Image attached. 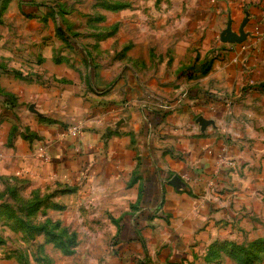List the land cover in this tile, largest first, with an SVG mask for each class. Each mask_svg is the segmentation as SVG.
<instances>
[{
  "label": "crops",
  "instance_id": "1",
  "mask_svg": "<svg viewBox=\"0 0 264 264\" xmlns=\"http://www.w3.org/2000/svg\"><path fill=\"white\" fill-rule=\"evenodd\" d=\"M113 1L101 5L113 15L110 27L127 29V36L103 39L136 47V54L122 49L113 59L135 61L136 74L150 78L107 88L118 73L110 63L90 69L94 86L85 87L81 69L54 60L46 47L41 71L78 83L70 98L79 111L63 120L64 93L35 82L4 85L5 95L25 108L30 103L34 113L30 128L15 127L9 160L85 195L90 215L120 238L111 264H220L235 227L264 203V0H172L165 20L154 5L149 22L130 17L131 1ZM29 4L23 5L34 18L21 23L33 33L49 29L40 20L44 7ZM184 91L182 108L160 111ZM62 123L79 125L83 134L58 140ZM43 141L55 144L56 158L38 168L39 154L51 151ZM87 170L95 178L80 181Z\"/></svg>",
  "mask_w": 264,
  "mask_h": 264
},
{
  "label": "rangeland",
  "instance_id": "2",
  "mask_svg": "<svg viewBox=\"0 0 264 264\" xmlns=\"http://www.w3.org/2000/svg\"><path fill=\"white\" fill-rule=\"evenodd\" d=\"M28 1L11 0L3 9L5 0H0V264H111L113 256L118 255L116 252L119 251L120 238L109 231L103 221L90 215L92 206L81 200L85 199L81 197L85 195L80 194L78 190L75 193L67 192L65 188H72L70 185L58 182L55 178L50 179L40 169L35 174L27 170L30 166H14V162L9 160V139L13 128L17 126L24 131L30 128L32 121H28V118H32L34 113L29 108L30 103L28 108H25L26 103L21 105L19 101L13 109L4 107V96H7L4 85H14L15 82L31 85L35 82L41 87L58 90L59 93H64L68 104L58 108V111L61 112L63 120H74L79 107L71 102L73 100L70 97L76 87L73 85L78 83L53 77L45 78L39 61L42 57L40 53H43L46 47L48 51L52 48L54 60L62 58L76 72L81 69L85 87L94 86V82L92 81V84L91 78L88 77V74L91 75L90 69L97 71L110 63L116 65L118 73L109 76L107 83H103L107 88L117 84L123 85L124 82H128L127 85L142 84L150 77L144 76L143 79L140 77L142 73L138 76L133 60L130 62L126 59H113L116 54V59H119L122 49V52L129 55L136 54V47L125 46L121 49L118 43H111L115 36H127V29L110 27L114 20L113 15H108L110 12L104 10L105 6L101 5L104 2L109 4L113 0H41L38 3L33 0L31 4H42L44 7V15L40 20L44 21V25L51 23L49 29L42 30L40 27L34 33L33 28L21 23L27 18H34L33 14H29L27 5H23ZM128 1L132 4L129 5L130 10L134 11L130 17L133 16L134 20L137 16L144 22L154 19V5L161 7L157 19L162 21L170 11L167 5H173L172 0ZM17 4L20 7H17ZM137 6L140 7L139 10L134 9ZM104 14L106 18L103 17ZM32 33L36 36H32ZM106 35L113 38L103 39ZM151 37L152 30L149 32V38ZM150 64L153 65L152 61ZM18 87L19 85H16V89ZM86 97H89L88 94ZM35 110L40 111L39 108ZM15 113L18 115L16 118L23 120H13L16 119L13 116ZM59 129L63 130L62 136L58 138L62 141L70 140L74 129L78 130L79 136L83 134L82 127L75 124L62 123ZM42 143L51 151L39 154L35 164L38 168L52 164L56 158L52 152L53 148L56 149L55 144H47L45 141ZM95 176V172L85 171L80 174V181L87 182ZM70 179L73 181L72 175ZM131 212L135 214L134 211ZM252 212L247 214L249 218H244L239 226L235 227V234L231 235L233 243L248 245L264 238V203L255 205ZM109 224L117 225L113 220L109 221ZM259 256L255 264H264V252ZM222 257L220 264H237L226 254ZM146 258L144 260L148 262Z\"/></svg>",
  "mask_w": 264,
  "mask_h": 264
},
{
  "label": "trees",
  "instance_id": "3",
  "mask_svg": "<svg viewBox=\"0 0 264 264\" xmlns=\"http://www.w3.org/2000/svg\"><path fill=\"white\" fill-rule=\"evenodd\" d=\"M11 0H5L3 4V9L6 8ZM28 3H33V0H29ZM37 7H41L42 4H35ZM120 8L119 6H116ZM117 8V9H118ZM4 107L7 109H13L16 105V99L13 96L7 95L4 96ZM15 117V115H14ZM45 120V119H44ZM16 129L13 128L11 137L13 138ZM36 137L35 135H26L25 139H31ZM37 138V137H36ZM67 192L74 193V190H66ZM75 246L74 242H72ZM226 254L229 255L237 264H255L258 262L260 256L259 254L264 252V238L253 241L252 243L246 245H239L236 243H227L225 246Z\"/></svg>",
  "mask_w": 264,
  "mask_h": 264
},
{
  "label": "built area",
  "instance_id": "4",
  "mask_svg": "<svg viewBox=\"0 0 264 264\" xmlns=\"http://www.w3.org/2000/svg\"><path fill=\"white\" fill-rule=\"evenodd\" d=\"M188 99H189V94L188 92L184 91L174 100L166 103H162L160 106V111L163 112L164 114L174 112L175 110L182 108L186 104ZM73 133L74 135H77L78 130L74 129Z\"/></svg>",
  "mask_w": 264,
  "mask_h": 264
}]
</instances>
